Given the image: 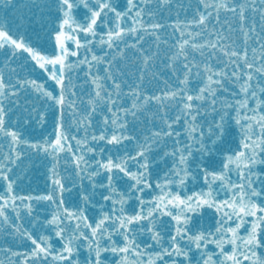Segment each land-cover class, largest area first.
<instances>
[{"label":"snow or ice","instance_id":"1","mask_svg":"<svg viewBox=\"0 0 264 264\" xmlns=\"http://www.w3.org/2000/svg\"><path fill=\"white\" fill-rule=\"evenodd\" d=\"M0 264H264V0H0Z\"/></svg>","mask_w":264,"mask_h":264}]
</instances>
